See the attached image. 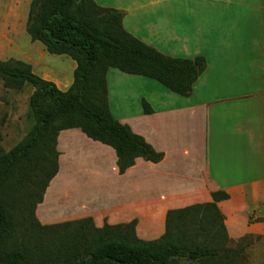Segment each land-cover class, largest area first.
<instances>
[{"label": "crops", "instance_id": "obj_1", "mask_svg": "<svg viewBox=\"0 0 264 264\" xmlns=\"http://www.w3.org/2000/svg\"><path fill=\"white\" fill-rule=\"evenodd\" d=\"M29 1L14 0L3 25L10 34L15 26L8 20L29 12ZM95 1L124 11L125 29L145 44L174 58L204 57L206 69L192 93L182 96L111 68L113 116L163 159L138 158L122 173L113 147L81 128L62 130L58 173L37 205V218L43 225L92 218L97 227L137 221L138 237L152 241L166 233L170 211L215 203L230 247L242 248L237 264H264V0ZM25 28L12 33L17 53ZM40 53L47 61H23L67 91L74 79L56 72L59 59L53 66L45 46ZM215 193L227 197L215 202Z\"/></svg>", "mask_w": 264, "mask_h": 264}, {"label": "trees", "instance_id": "obj_2", "mask_svg": "<svg viewBox=\"0 0 264 264\" xmlns=\"http://www.w3.org/2000/svg\"><path fill=\"white\" fill-rule=\"evenodd\" d=\"M124 17V11L95 0H32L26 25L32 41L77 63L67 91L37 75L27 62L0 61V77L7 87L22 90L29 84L34 89L30 132L8 152L0 134V264H234L244 259L241 246L230 247L215 203L170 211L166 233L152 241L138 237L137 221L97 227L86 218L43 225L36 216L58 173L57 139L62 130L81 128L93 140L113 147L122 173L138 158L153 163L163 159L113 116L107 81L111 68L155 80L182 96L192 93L206 69L204 57L174 58L145 44L125 29ZM40 184L37 201L27 205L34 191L22 190ZM226 197L214 194L215 202ZM18 210L24 222L30 220L25 230L16 218Z\"/></svg>", "mask_w": 264, "mask_h": 264}, {"label": "rangeland", "instance_id": "obj_3", "mask_svg": "<svg viewBox=\"0 0 264 264\" xmlns=\"http://www.w3.org/2000/svg\"><path fill=\"white\" fill-rule=\"evenodd\" d=\"M32 0L27 2L26 6L29 8ZM14 0H0V61L7 62L10 60H25L27 61L26 56H30L33 59L40 61H47L46 58H42L40 53V48L44 47V44L41 42H33L31 37L24 29V33L19 37L18 43L20 45V53L11 49V38L12 33L15 32V29L19 30L21 26L24 24L27 25L28 20V10L25 9L24 12L20 11L17 15L13 13L16 17H12L8 20V22L15 27L10 34L8 28L5 26L6 15L10 12V10L16 9ZM10 29V27H9ZM16 30V31H17ZM49 62H52L53 66L57 65V59H59V67L56 72L64 73L68 76L70 81L74 79V69L73 64L75 63L69 57L63 56L62 58H56V56H52L47 54ZM63 59V60H62ZM61 61V62H60ZM28 62V61H27ZM111 71H119V70H111ZM34 72L41 76L40 68L34 67ZM114 72H111V75ZM112 81V76H111ZM34 89L29 84H26L22 90L14 89L7 87L5 84V80L0 77V134L2 136V146L6 152L13 149L31 130L34 125V119L31 116V108H30V97L33 93ZM41 184L36 189H31L27 187L23 192H33L30 200L26 203L27 205H32L38 199V195L41 193ZM27 194V193H26ZM38 196V197H37ZM16 218L21 220L24 224V227H21V230H25V227H29V221H23L22 211H15ZM25 216V215H24ZM27 222V223H26ZM19 236V235H18ZM238 260L236 259L234 264H237ZM220 264V263H219Z\"/></svg>", "mask_w": 264, "mask_h": 264}]
</instances>
